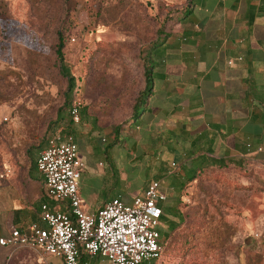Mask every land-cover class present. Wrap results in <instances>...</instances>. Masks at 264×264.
Wrapping results in <instances>:
<instances>
[{"label": "rangeland", "instance_id": "374dc122", "mask_svg": "<svg viewBox=\"0 0 264 264\" xmlns=\"http://www.w3.org/2000/svg\"><path fill=\"white\" fill-rule=\"evenodd\" d=\"M190 2L0 0V184L21 188L43 142L89 133L97 150L91 161L103 162L115 181L128 175L144 188L143 178L152 174L124 170L105 151L122 145L153 46ZM60 36L64 69L76 79L72 99L82 103L81 121L73 125L58 121L68 91L57 55ZM174 168L157 176L164 178L166 212L180 199V217L170 215L179 225L163 237L162 257L146 264H264V166H208L183 190L174 186ZM32 174L42 180L38 170ZM83 176L89 195L100 180L88 171ZM118 191H99L95 206ZM15 252L8 264H48L37 249ZM53 264L63 262L53 258Z\"/></svg>", "mask_w": 264, "mask_h": 264}, {"label": "crops", "instance_id": "0c3cea01", "mask_svg": "<svg viewBox=\"0 0 264 264\" xmlns=\"http://www.w3.org/2000/svg\"><path fill=\"white\" fill-rule=\"evenodd\" d=\"M187 7L192 11L183 20L172 16L157 49L146 111L125 131L122 145L111 144L106 156L124 170L138 167L140 173L149 172L152 179L165 175L171 166L175 168L170 173L176 176L205 157L230 165L235 161L264 166V0H191ZM86 136L76 142L86 172L99 179L100 186L89 188V195L81 181L79 186L92 201V210L111 200L95 206L99 191L112 193L117 187L112 199L131 203L152 179L143 178L144 188L135 187L128 175L115 181L103 162L91 161L90 153L97 150L90 134ZM37 155L21 188L0 184V237L38 222L45 203L67 210L66 204L49 201L43 179L32 174ZM15 254L0 246V264H8ZM43 254L40 262L53 264L57 258ZM80 264L110 263L100 254L83 253Z\"/></svg>", "mask_w": 264, "mask_h": 264}, {"label": "built area", "instance_id": "2783aa9c", "mask_svg": "<svg viewBox=\"0 0 264 264\" xmlns=\"http://www.w3.org/2000/svg\"><path fill=\"white\" fill-rule=\"evenodd\" d=\"M81 109V101L75 100V123L81 121ZM36 166L49 199L66 204L67 210L43 204L38 222L25 230L13 228L0 237V246L37 249L64 264H80L83 253L100 254L110 264H146L162 257L161 218L168 201L163 177L153 178L131 203L114 198L93 211L92 201L80 190L87 164L73 136L56 137L41 148Z\"/></svg>", "mask_w": 264, "mask_h": 264}, {"label": "trees", "instance_id": "16d2710c", "mask_svg": "<svg viewBox=\"0 0 264 264\" xmlns=\"http://www.w3.org/2000/svg\"><path fill=\"white\" fill-rule=\"evenodd\" d=\"M191 11H192V7H185L184 10L178 13L177 15L178 19L183 20L184 16H188ZM161 45H162V39H160V41L155 43L153 46L152 53L148 60L149 66H147L145 70V81H146L145 88L142 89V91L140 92L139 96L137 97L135 101V104L133 107L132 122L135 120H138V118H140L141 115L146 111L148 100L153 93V87H154L153 86V70L155 67L154 65H155V61H156L157 53H158L157 49ZM63 49H64V42H63L62 37L60 36L59 46L57 49V55H58L59 63L61 64V67H62L61 74L63 77L67 78V81H68V91L66 92L65 104L58 112V121L62 123H68L69 125H73L75 124V122L71 116V111L74 106V100L72 99V95L76 89V79L73 75H71L68 71L64 69L65 64L63 62H65V56H64ZM50 141L47 140L46 142H43L39 147H37L36 154H38V151L41 148L46 147L50 143ZM228 165L230 164H224L223 162H220L211 157L200 158L198 160V163L195 166H193V168L188 169L185 166L177 174L176 176L177 178H175V186L179 190H183L188 183L192 182L196 178L199 171L204 169L205 167H208V166L226 167ZM234 165L241 166L242 163L234 161ZM179 200H180L179 198H176L175 199L176 202H174L172 206H169V208L167 209V212H166V209L164 208V213L161 218V228H160L162 253H163V240H162L163 237L168 236L170 232L174 231L179 225L177 222H175L174 220L170 218V215L174 217H180V212L178 210V204L180 203ZM166 227L168 228L167 231L165 230Z\"/></svg>", "mask_w": 264, "mask_h": 264}]
</instances>
